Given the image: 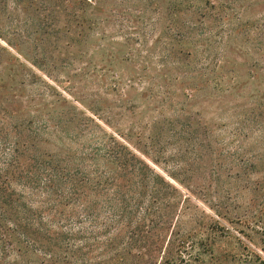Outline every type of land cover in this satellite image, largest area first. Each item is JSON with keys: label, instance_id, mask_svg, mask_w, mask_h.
Returning a JSON list of instances; mask_svg holds the SVG:
<instances>
[{"label": "rangeland", "instance_id": "obj_1", "mask_svg": "<svg viewBox=\"0 0 264 264\" xmlns=\"http://www.w3.org/2000/svg\"><path fill=\"white\" fill-rule=\"evenodd\" d=\"M168 259L264 264V0H0V264Z\"/></svg>", "mask_w": 264, "mask_h": 264}, {"label": "trees", "instance_id": "obj_2", "mask_svg": "<svg viewBox=\"0 0 264 264\" xmlns=\"http://www.w3.org/2000/svg\"><path fill=\"white\" fill-rule=\"evenodd\" d=\"M176 261H174L173 259H168L167 261H165V264H175ZM182 263V261H181Z\"/></svg>", "mask_w": 264, "mask_h": 264}]
</instances>
